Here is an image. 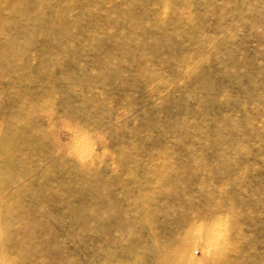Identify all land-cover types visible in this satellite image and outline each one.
I'll list each match as a JSON object with an SVG mask.
<instances>
[{"label":"rangeland","instance_id":"rangeland-1","mask_svg":"<svg viewBox=\"0 0 264 264\" xmlns=\"http://www.w3.org/2000/svg\"><path fill=\"white\" fill-rule=\"evenodd\" d=\"M0 264H264V0H0Z\"/></svg>","mask_w":264,"mask_h":264}]
</instances>
